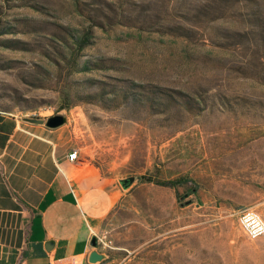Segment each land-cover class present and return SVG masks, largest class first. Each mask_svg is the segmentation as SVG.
Returning a JSON list of instances; mask_svg holds the SVG:
<instances>
[{
    "label": "rangeland",
    "instance_id": "obj_1",
    "mask_svg": "<svg viewBox=\"0 0 264 264\" xmlns=\"http://www.w3.org/2000/svg\"><path fill=\"white\" fill-rule=\"evenodd\" d=\"M0 112L136 176L104 264H264V0H0Z\"/></svg>",
    "mask_w": 264,
    "mask_h": 264
},
{
    "label": "crops",
    "instance_id": "obj_2",
    "mask_svg": "<svg viewBox=\"0 0 264 264\" xmlns=\"http://www.w3.org/2000/svg\"><path fill=\"white\" fill-rule=\"evenodd\" d=\"M22 118L0 112V264H104L113 259L105 253L101 262L90 263V241L105 234L116 250H123L116 208L130 194L119 178L79 160L65 124L49 128ZM73 151L77 157L71 161ZM97 251L103 252L99 246Z\"/></svg>",
    "mask_w": 264,
    "mask_h": 264
},
{
    "label": "built area",
    "instance_id": "obj_3",
    "mask_svg": "<svg viewBox=\"0 0 264 264\" xmlns=\"http://www.w3.org/2000/svg\"><path fill=\"white\" fill-rule=\"evenodd\" d=\"M76 157V151H73L68 155V159L71 161L75 160ZM237 225L247 239H264V216L253 207H245L239 210ZM96 238L98 246L102 249V251L112 248V243L108 240L105 234L97 236Z\"/></svg>",
    "mask_w": 264,
    "mask_h": 264
},
{
    "label": "water",
    "instance_id": "obj_4",
    "mask_svg": "<svg viewBox=\"0 0 264 264\" xmlns=\"http://www.w3.org/2000/svg\"><path fill=\"white\" fill-rule=\"evenodd\" d=\"M22 121L31 125H45L49 128H56L64 123V117L62 115H54L49 118H39V117H23ZM136 176H128L118 180V183L122 190L127 191L136 182ZM90 246L94 249L88 256V261L90 263L101 262L105 258L104 253L97 251L98 243L97 238L94 236L90 241Z\"/></svg>",
    "mask_w": 264,
    "mask_h": 264
},
{
    "label": "trees",
    "instance_id": "obj_5",
    "mask_svg": "<svg viewBox=\"0 0 264 264\" xmlns=\"http://www.w3.org/2000/svg\"><path fill=\"white\" fill-rule=\"evenodd\" d=\"M86 40H87V36H86V37L84 36L83 38H80V39H79V38L76 39V41L78 42L79 47H83V45H85V43H86ZM87 67H88V65H85L83 69H87ZM130 88H131V89H136L137 86L131 84V85H130ZM124 95H125V94H124ZM135 96H136V95H132V96H131L132 101H134V99H136ZM126 97H127V96H126ZM142 180H143L144 182H147V183H152V184L159 185V186H166V187H169V188H175V187H177V185H178L179 183H182L181 181H176V182L165 181V182H164V181H160V180L155 179V178H151V177H149V176H144V177H142ZM177 196H178V195H177Z\"/></svg>",
    "mask_w": 264,
    "mask_h": 264
}]
</instances>
